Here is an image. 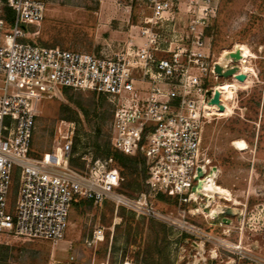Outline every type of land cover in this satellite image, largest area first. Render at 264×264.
<instances>
[{
  "label": "rangeland",
  "instance_id": "1",
  "mask_svg": "<svg viewBox=\"0 0 264 264\" xmlns=\"http://www.w3.org/2000/svg\"><path fill=\"white\" fill-rule=\"evenodd\" d=\"M44 2L46 17L40 27L28 28L27 41L98 55L108 46L117 51L130 36H137L131 26L149 14L144 0ZM5 8L0 0V17ZM205 34L214 60L238 53L241 59L235 62L243 70L239 77H207V86H218L222 98L207 108L215 115L205 125L202 149L215 184L212 189L227 197L215 195L200 203L201 209L170 195L159 199L151 194L145 209L79 200L61 241L0 234V264H264V0H219ZM38 107L33 158L55 152L72 131L74 168L85 171L86 156L105 159L114 110L107 98L60 88ZM71 113L79 121L67 120ZM133 158L144 161L141 153ZM138 168L140 172H127L118 190L134 203L147 192V171H142V164ZM16 183L13 179L9 213ZM98 226L104 228V239L93 243Z\"/></svg>",
  "mask_w": 264,
  "mask_h": 264
},
{
  "label": "built area",
  "instance_id": "2",
  "mask_svg": "<svg viewBox=\"0 0 264 264\" xmlns=\"http://www.w3.org/2000/svg\"><path fill=\"white\" fill-rule=\"evenodd\" d=\"M218 2L144 0L149 14L131 26L137 36L98 55L30 43L28 28L43 23L46 3L3 0L14 20L9 26L0 17V234L61 241L76 200L145 209L147 197L161 193L194 209L209 202L202 140L215 115L207 107L218 90L207 86V77L218 79L219 58L209 54L205 33ZM222 68L242 72L231 58ZM60 88L95 93L113 105L111 147L129 157L141 153L147 171V192L136 203L119 193L124 178L112 157H84L85 171L71 166L72 131L55 152L40 160L31 156L39 102ZM13 179L16 199L9 213ZM103 239L98 226L91 241Z\"/></svg>",
  "mask_w": 264,
  "mask_h": 264
},
{
  "label": "trees",
  "instance_id": "3",
  "mask_svg": "<svg viewBox=\"0 0 264 264\" xmlns=\"http://www.w3.org/2000/svg\"><path fill=\"white\" fill-rule=\"evenodd\" d=\"M4 17V19L6 20V22H7V24L10 26L12 23H13V20H14V13H13V11L11 10V9H9V8H5V15L3 16ZM79 108L81 109V111H82V113L85 115V116H87L88 117V111L85 109V108H83L80 104H79ZM67 120H69V121H74V122H77V121H79V118L77 117V115H76V113L74 114V113H71V115H70V117H67ZM109 145L107 146V148L105 149V151H104V155H105V159L106 158H110V157H112L113 158V160H114V166L117 168V170L119 171V173H120V175L124 178V176L125 175H127V172L129 171V170H131V171H134V172H140L141 171V169L140 168H138V165L139 164H142V171L144 172V171H146L145 170V164H144V161H142L141 159H139V158H133V157H129V156H126V155H124V154H122V153H119V152H117L116 150H114L112 147H111V144H110V141H109V143H108ZM101 149H100V145H97V151L99 152ZM72 160L70 159V164H71V166L72 167H74L73 166V163L72 162H74V161H72ZM125 180V179H124ZM158 198L159 199H164V198H166L165 196L166 195H164V194H161V193H159L158 195ZM79 200H76V201H74L73 203H72V206L74 205V204H76L77 202H78ZM84 201H86V200H84ZM88 202H90V201H88ZM92 203V202H91ZM105 203V202H104ZM151 224L153 225V226H159V227H161V228H164V225L163 224H161V223H157V222H155V221H152L151 222Z\"/></svg>",
  "mask_w": 264,
  "mask_h": 264
},
{
  "label": "water",
  "instance_id": "4",
  "mask_svg": "<svg viewBox=\"0 0 264 264\" xmlns=\"http://www.w3.org/2000/svg\"><path fill=\"white\" fill-rule=\"evenodd\" d=\"M230 58L233 59L234 61H239L241 59V56L238 53H231ZM229 58V59H230ZM215 73L218 75L220 78H231V77H239L240 70L238 68H233L229 70H223V68L219 65L215 66ZM208 96H211V92L207 93ZM222 98V94L219 90H216L214 93V97L210 101V105H216L219 103L220 99ZM201 172L199 173V176H201ZM199 185L197 186V188ZM195 190V189H194ZM226 214H232L230 211H226Z\"/></svg>",
  "mask_w": 264,
  "mask_h": 264
},
{
  "label": "bare ground",
  "instance_id": "5",
  "mask_svg": "<svg viewBox=\"0 0 264 264\" xmlns=\"http://www.w3.org/2000/svg\"><path fill=\"white\" fill-rule=\"evenodd\" d=\"M230 56L229 55H227V56H223V57H221V58H219V65H221L222 67H224L227 63L226 62H228L227 60H229L228 58H229ZM226 63V64H225ZM239 67V66H238ZM241 68V67H240ZM242 69V68H241ZM242 73H243V70H242V72H241V75H242ZM208 108V107H207ZM211 184H214V181H213V177L212 176H209V178L206 180V182H204L203 184H202V187H203V191L209 196V197H214L215 195H219V196H221V197H227V195H224V194H222V193H220L219 191H218V189L217 190H214V189H212V187H211ZM215 185V184H214ZM217 187H219V186H217ZM240 195V194H239Z\"/></svg>",
  "mask_w": 264,
  "mask_h": 264
}]
</instances>
